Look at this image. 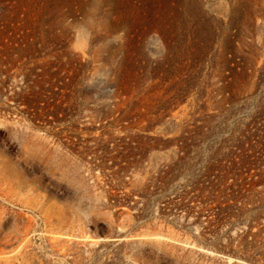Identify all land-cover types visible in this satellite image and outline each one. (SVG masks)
<instances>
[{
  "label": "rangeland",
  "instance_id": "obj_1",
  "mask_svg": "<svg viewBox=\"0 0 264 264\" xmlns=\"http://www.w3.org/2000/svg\"><path fill=\"white\" fill-rule=\"evenodd\" d=\"M0 0V264H264V0Z\"/></svg>",
  "mask_w": 264,
  "mask_h": 264
},
{
  "label": "clouds",
  "instance_id": "obj_2",
  "mask_svg": "<svg viewBox=\"0 0 264 264\" xmlns=\"http://www.w3.org/2000/svg\"><path fill=\"white\" fill-rule=\"evenodd\" d=\"M102 6L103 0H93L83 17L75 21L67 19L64 22L63 26L73 33L74 45L91 43L98 31L107 25L108 20L100 11Z\"/></svg>",
  "mask_w": 264,
  "mask_h": 264
}]
</instances>
